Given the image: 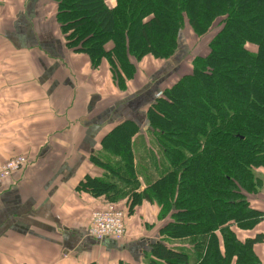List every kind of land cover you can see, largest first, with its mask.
I'll return each mask as SVG.
<instances>
[{
    "label": "trees",
    "instance_id": "1",
    "mask_svg": "<svg viewBox=\"0 0 264 264\" xmlns=\"http://www.w3.org/2000/svg\"><path fill=\"white\" fill-rule=\"evenodd\" d=\"M54 1L65 47L93 67L105 59L120 90L144 57L172 58L184 32L199 42L174 82L156 72L165 86L145 109L143 134L124 121L102 137L90 162L103 173L79 190L107 203L126 197L130 210L155 202L170 218L161 233L191 249L158 242L152 251L165 264H258L262 237L240 243L229 226L251 229L261 216L246 195L264 167V0H119L115 9L110 0Z\"/></svg>",
    "mask_w": 264,
    "mask_h": 264
},
{
    "label": "crops",
    "instance_id": "2",
    "mask_svg": "<svg viewBox=\"0 0 264 264\" xmlns=\"http://www.w3.org/2000/svg\"><path fill=\"white\" fill-rule=\"evenodd\" d=\"M56 7L54 0H0V164L27 160L0 187V264H165L152 251L158 242L190 254L187 241L161 233L169 216L160 218L159 206L144 200L128 214L122 241L93 240L89 216L108 201L78 188L86 175L103 173L90 158L101 156L112 128L137 121L146 131L145 109L162 89L155 74L189 55V42L167 61L144 57L120 90L105 59L93 67L65 47ZM254 177L246 201L260 219L251 229L229 227L240 243L262 237L252 250L264 264V167Z\"/></svg>",
    "mask_w": 264,
    "mask_h": 264
},
{
    "label": "built area",
    "instance_id": "3",
    "mask_svg": "<svg viewBox=\"0 0 264 264\" xmlns=\"http://www.w3.org/2000/svg\"><path fill=\"white\" fill-rule=\"evenodd\" d=\"M26 165L24 157H14L0 164V187L6 179L22 170ZM112 203L94 210L89 218L87 234L95 240L119 241L125 236V212Z\"/></svg>",
    "mask_w": 264,
    "mask_h": 264
},
{
    "label": "rangeland",
    "instance_id": "4",
    "mask_svg": "<svg viewBox=\"0 0 264 264\" xmlns=\"http://www.w3.org/2000/svg\"><path fill=\"white\" fill-rule=\"evenodd\" d=\"M119 0H110V1H107V4L110 8H116L117 6V3H118ZM119 4V3H118ZM116 12L115 13H119V10L118 8L115 10ZM187 30V29H186ZM186 38V40H185ZM192 38L193 39V36L188 34V32H184V40L188 43L189 45V48H190V53L189 55L187 56H183L182 57V61L181 62H176L175 64L172 63L171 66H173V68H171L172 72H170V69L169 67L167 68V71L165 70L166 68H164L165 72L168 74L167 77H168V80H167V83H172L175 81L176 78H178L179 76L183 75L184 73L188 72L189 71V68H190V61H191V58L193 57L194 53H195V48L198 46V43L196 40L193 39V41L195 42L194 44H192V42L190 41ZM185 42V43H186ZM184 41L183 39H179L178 40V47L181 48H184ZM170 64V63H169ZM174 69V70H173ZM165 84L161 85V87H164ZM147 94H148V91H147ZM99 175H102L101 172H99ZM100 177V176H99ZM110 177H107V180L109 183H114L116 188L118 190L121 189V187H124V184H119L118 182L115 183V178L113 179H108ZM140 182V181H139ZM143 182V181H141ZM141 184V183H140ZM145 184V182H144ZM126 197H123V196H118L115 200H113L114 202L113 203H116L118 204V208H121L125 214H126V223H127V217H128V214H130V212L132 211V209L130 210L129 207H130V204H129V201L127 199H125ZM109 202V201H108ZM160 209V207H159ZM94 211V210H93ZM92 211V212H93ZM91 212V214H92ZM160 212H161V209H160ZM90 214V216H91ZM89 216V218H90ZM126 230V228H125Z\"/></svg>",
    "mask_w": 264,
    "mask_h": 264
}]
</instances>
